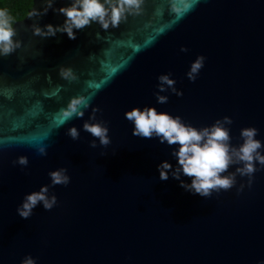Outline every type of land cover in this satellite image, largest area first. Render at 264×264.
<instances>
[{
    "label": "water",
    "instance_id": "1",
    "mask_svg": "<svg viewBox=\"0 0 264 264\" xmlns=\"http://www.w3.org/2000/svg\"><path fill=\"white\" fill-rule=\"evenodd\" d=\"M63 20L51 8L39 19L25 15L13 23L21 47L0 56V264H20L28 253L37 264L264 261V168L250 187L238 175L236 185L209 197L188 192L171 176L159 178L161 160L176 163L174 145L133 135L124 116L133 106H155L199 127L228 115L232 144L248 125L264 141V0H143L117 27L93 23L75 30V39L42 38L30 27ZM197 54L206 59L192 81L186 72ZM60 65L76 78L60 76ZM168 72L183 94L169 90L158 103L157 77ZM79 96L89 101L84 116L67 117L63 110ZM96 108L108 123L107 146L82 128ZM71 125L78 139L67 135ZM20 155L26 166L16 163ZM61 166L71 179L50 186L57 204L20 217L24 193L49 184V170Z\"/></svg>",
    "mask_w": 264,
    "mask_h": 264
},
{
    "label": "clouds",
    "instance_id": "2",
    "mask_svg": "<svg viewBox=\"0 0 264 264\" xmlns=\"http://www.w3.org/2000/svg\"><path fill=\"white\" fill-rule=\"evenodd\" d=\"M196 0H192L194 5ZM40 8L34 7V0H30V7L26 16L39 19L51 8L62 13L64 20L59 24L46 23L41 26L33 22L30 27L34 35L45 38L66 33L68 38L75 39L77 31L96 23L100 28L107 30L117 27L122 20L129 15L138 14L141 11L143 0H68L67 3L56 6V0H41ZM191 6V5H190ZM14 18L8 10L0 7V56H8L21 47V42L15 37L17 30L13 27ZM181 51H187L181 46ZM206 57L197 54L190 62L186 76L195 81L203 68ZM60 76L67 80L75 79V73L71 67L60 65L57 68ZM159 83L155 92L158 103H166L168 96L162 93L171 91L177 96L182 95V90L175 87L176 80L168 73H160L157 77ZM89 107V101L82 97L71 99L64 114L71 118L73 115L83 117L85 109ZM93 110L88 119H85L82 128L93 137L98 138L102 146L111 143L108 123L98 119ZM124 116L132 124V134L143 138H158L160 143H167L171 148V154L176 163L168 159L161 160L157 164L159 178L167 180L169 176L179 181L186 191L209 197L213 192L219 193L222 189L228 190L237 184V176L247 177L250 187L254 173L259 168H264V141L258 138L259 129L254 125L244 126L240 129L241 142L232 144L229 125L232 118L224 115L217 118L211 124L195 126L186 122L179 114L173 115L168 111H158L155 106H133L126 109ZM67 135L72 139H78L80 130L75 125L67 129ZM92 147L97 146V139L90 141ZM42 155L47 154L46 146L37 148ZM28 157L20 155L16 163L26 166ZM235 166L230 171L231 166ZM49 184H41L38 189L24 193L23 198L16 206L17 214L22 218H29L33 210L42 205L45 210H51L57 204V196L50 191V186L67 185L70 175L66 167L61 166L49 170ZM189 177L188 180L182 177ZM240 184L237 192L243 190ZM20 264H37V258L30 253L25 254ZM260 264H264L261 261Z\"/></svg>",
    "mask_w": 264,
    "mask_h": 264
},
{
    "label": "trees",
    "instance_id": "3",
    "mask_svg": "<svg viewBox=\"0 0 264 264\" xmlns=\"http://www.w3.org/2000/svg\"><path fill=\"white\" fill-rule=\"evenodd\" d=\"M30 6V0H0V7L8 10L14 22L22 19Z\"/></svg>",
    "mask_w": 264,
    "mask_h": 264
}]
</instances>
